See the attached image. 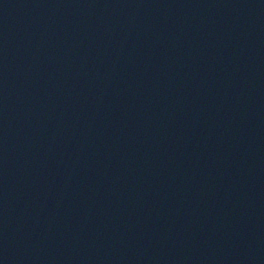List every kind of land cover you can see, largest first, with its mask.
Returning <instances> with one entry per match:
<instances>
[{
	"label": "water",
	"instance_id": "95a60500",
	"mask_svg": "<svg viewBox=\"0 0 264 264\" xmlns=\"http://www.w3.org/2000/svg\"><path fill=\"white\" fill-rule=\"evenodd\" d=\"M0 264H264V0H0Z\"/></svg>",
	"mask_w": 264,
	"mask_h": 264
}]
</instances>
